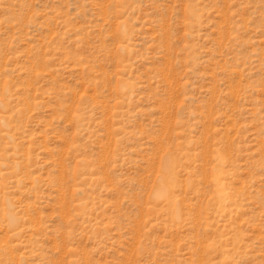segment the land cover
Wrapping results in <instances>:
<instances>
[{"label": "rangeland", "instance_id": "obj_1", "mask_svg": "<svg viewBox=\"0 0 264 264\" xmlns=\"http://www.w3.org/2000/svg\"><path fill=\"white\" fill-rule=\"evenodd\" d=\"M0 264H264V0H0Z\"/></svg>", "mask_w": 264, "mask_h": 264}]
</instances>
